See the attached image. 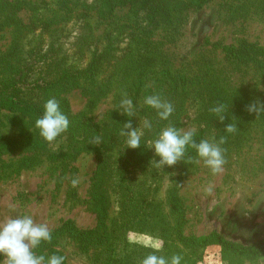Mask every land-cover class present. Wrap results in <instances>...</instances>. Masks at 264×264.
Wrapping results in <instances>:
<instances>
[{"label":"rangeland","instance_id":"374dc122","mask_svg":"<svg viewBox=\"0 0 264 264\" xmlns=\"http://www.w3.org/2000/svg\"><path fill=\"white\" fill-rule=\"evenodd\" d=\"M56 1L0 0L1 80H18L22 72L26 73L23 70L32 67V61L49 51L50 36L40 38L44 32L41 19ZM78 1L80 7L74 14L88 17L90 37L80 34L84 33L79 28L82 23L73 19L60 32L64 36L60 45L71 54L77 49L76 41L85 51L87 47L93 50L94 42L101 49L107 47L110 38L119 59L110 61L106 71L115 75L116 82L108 95L97 99L72 86H59L50 96L58 102L66 100L70 114L77 120L87 116L99 123L120 105L122 92H129V77L146 79L147 88L164 96L170 90L169 81L162 74L166 70L177 81L178 93L185 87L183 80L196 83L186 87L188 94L179 128L194 129L195 136L202 139L218 141L227 136L222 147L227 149L228 163L218 175H213L202 162H179L176 171L166 166L163 170L138 171L134 174L142 179V185L135 184L133 189L140 197L133 198L124 190H131L132 186L122 183L132 173H126L124 178L111 173L105 181L103 175L98 178V158L91 152L68 162L51 161L47 148L33 150L29 140L19 141L21 131L32 133L34 128L28 121L22 124L17 110L4 108L0 117V221L28 214L37 223L48 224L51 231H58L67 220L80 230L94 229L97 216L91 208V194L96 187H105L112 197L108 228L117 229L124 219L129 222L119 238L129 245L130 263L139 264L155 249H160L155 254L162 255L174 238L169 191L177 185L185 216L184 235L216 231L235 243L254 245L264 237V115L256 118L245 106L257 99L264 101V69L237 61L225 47L238 48L245 43L264 49V0H209L200 8L175 14L171 24L154 28L145 27L149 9L142 0L118 5L112 13H108L102 0ZM260 59L264 62V56ZM87 63L88 52L82 62L75 64L86 68ZM28 75H32V69ZM213 84L229 99L223 124L209 111L215 104L210 90ZM229 123L237 124L239 130L235 134L224 132ZM140 129H144L143 122ZM36 134L40 136L39 132ZM51 146L58 149L61 144ZM192 156L196 157V153ZM75 177L80 183L73 188L71 180ZM209 186L210 193L206 191ZM56 249L68 264H103L107 257L98 249L82 251L64 236ZM202 254L198 264H222L219 246L208 247ZM261 260L251 264H261ZM0 264H6L2 255Z\"/></svg>","mask_w":264,"mask_h":264},{"label":"trees","instance_id":"16d2710c","mask_svg":"<svg viewBox=\"0 0 264 264\" xmlns=\"http://www.w3.org/2000/svg\"><path fill=\"white\" fill-rule=\"evenodd\" d=\"M102 1L109 8L110 12L108 13H112L118 5H124L134 0ZM208 1L142 0L143 4L149 9L145 27L154 28L160 25H169L172 23L175 14L191 8H200ZM79 7L80 3L78 0H57L54 7L48 10L47 15L41 19L44 32L40 35V38L47 35L50 36L49 51L41 54L35 61H32V64L30 63L32 67L23 70L26 73L22 74V72L18 80L0 79V117L2 115L1 111L4 108L17 110L19 114L17 118L20 119L22 117V124L28 121L27 123L34 128L32 133L29 130L21 131L19 133V141L24 143L26 140H29V144L33 150L47 148V158L51 161L68 162L75 160L84 152H91L98 158L99 166L96 172L98 173V178L101 179L103 175L102 179L105 181L106 177L110 178L111 173H119L123 178L126 173H132V175L130 174V179L124 180L122 183L132 186L131 190H124L129 192L133 198H139L140 196L134 192L133 186L135 184L142 185V179L138 180L134 173H138V171L139 173H144L149 168L153 170L156 167L150 162L153 159L159 160V157L155 156L154 150H151L150 146H147V142L148 140L156 139L161 130L169 124L177 128L180 127L181 116L188 94L186 87H192L191 84L196 83L188 79L183 80L185 87H183L181 93H178L176 91L177 81L165 70L162 74H164V79L168 80L171 86L168 85L170 90L162 96V93L146 87V79L144 80L141 77L134 80L129 77L128 96L133 100L135 116L130 118L121 114L120 111L122 109L118 106L117 109L111 112L106 121L99 123L95 122L92 117L89 118L87 116L83 117V120H77V118H74L70 114V107L66 100L63 99L62 102H59L60 109L67 115L70 125L67 133L63 134L54 143H59L61 146L58 149H54L36 134L39 130L35 127V120L43 114L44 104L48 99L52 98L50 96L51 93L56 91L59 86H72L81 89L84 93L97 99L100 96L108 95L116 82L115 75L112 76L106 71L111 66L110 61L119 59L116 55L117 50L109 42L110 38L106 42L107 47L101 49L99 48V43L95 45L94 42L91 46L93 50L87 47L89 49L85 51H83L81 46L78 47L79 43L77 45L76 41L77 49L71 54L60 45V41L64 37L61 36L60 32L73 19L79 20L82 23V25H79V28L84 33L80 34L90 37V33L87 32L89 29V25H87L88 17H84L80 13L78 15L74 14V10ZM80 16L81 18H79ZM36 20L39 21L40 18ZM36 25L32 28L33 33H35V29L37 28ZM42 41L41 39L40 42L42 43ZM40 42H38V46L43 48ZM225 50L237 61L246 64L252 63L260 67V69H264V62L260 59L264 56L263 48L243 43L238 48L225 47ZM87 52V66L86 68H80L75 63L82 62V58ZM35 53L32 48V57H35ZM71 63L75 65H70ZM135 67V65L134 67H130V72ZM31 69L32 75L30 76L28 73ZM30 78H32L31 81ZM210 90L213 94L214 106L217 103L228 104L229 99L219 86L213 84ZM153 94H160L173 103L175 111L169 120H160L156 110L144 104V98ZM145 119L151 122L152 128L143 129L141 147L135 150L125 148V138L119 135L120 128L124 123L129 122V120L133 128H140V123ZM94 135L102 136V143L99 146L90 145L89 143ZM194 139L199 142L202 137L194 136ZM194 153L195 150H188L189 155L192 156ZM183 162L186 163L185 161H181L182 165H184ZM167 169L176 171L177 167L175 165L171 168L167 167ZM111 201L112 197L108 189L96 187L92 191L90 204L97 216V226L90 230H80L75 226L73 221L67 220L58 231H51V243L42 242L40 246L34 249V252L37 255L49 253L51 255L64 256L56 249L61 237L64 236L76 242L82 251L98 249L106 252L107 257L103 264H131L129 245H124V239L119 238L122 235L121 231H124L129 226V222L124 219L122 225L117 229L108 228L107 219L110 214ZM128 201L129 199L125 197L127 204H129ZM169 203L172 205L170 215L174 220V238L168 247L166 245L162 255L170 257L173 254H180L183 257L182 264H198L202 259L203 250L211 246H219L221 248L222 264H244L246 260L251 262L264 257V237L254 245L246 246L228 240L216 231L200 236L184 235L185 216L182 203L178 197L177 185L169 191ZM112 252L115 253L112 254ZM65 264H68L66 258Z\"/></svg>","mask_w":264,"mask_h":264},{"label":"clouds","instance_id":"9594fccd","mask_svg":"<svg viewBox=\"0 0 264 264\" xmlns=\"http://www.w3.org/2000/svg\"><path fill=\"white\" fill-rule=\"evenodd\" d=\"M120 101L121 114L127 117L135 116L133 100L128 93L122 92ZM144 104L156 110L157 116L162 121L169 120L174 113V105L160 94L149 95L144 98ZM245 110L256 118L264 115V101L254 100L245 106ZM221 124L224 123L228 111V106L224 103H217L209 109ZM70 121L61 109L59 102L55 98H50L44 104L42 116L35 120V127L39 130V135L50 145L54 144L58 138L67 133ZM143 128L151 129L149 120L143 121ZM236 123L227 124L224 132L235 134L238 131ZM119 135L125 138V148L138 149L141 147L143 131L140 128H133L131 121L124 123L120 128ZM194 129L177 128L172 124L163 128L158 137L149 140L150 149H154V154L159 160L153 159L150 163L157 169H164L165 166L171 168L181 161L188 164H200L210 169L213 175L223 172L228 163L226 158L227 149L222 145L227 143V136H221L218 141L215 139H202L197 142L194 139ZM90 145L99 146L102 143L101 135H94L89 141ZM195 150L196 157L188 154V150ZM80 183L78 177L71 180V186L77 187ZM207 192L212 191L209 186ZM52 232L46 223H37L33 216L24 214L20 216H9L0 221V255L6 258V264H65V257L60 255H37L34 252L42 242L51 243ZM160 249L146 255L139 264H182L183 257L180 254H173L170 257L155 254ZM245 264H251L245 261ZM261 264H264L262 257Z\"/></svg>","mask_w":264,"mask_h":264}]
</instances>
